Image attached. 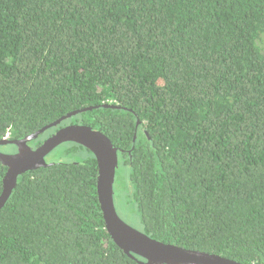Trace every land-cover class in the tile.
I'll use <instances>...</instances> for the list:
<instances>
[{
  "label": "trees",
  "instance_id": "trees-1",
  "mask_svg": "<svg viewBox=\"0 0 264 264\" xmlns=\"http://www.w3.org/2000/svg\"><path fill=\"white\" fill-rule=\"evenodd\" d=\"M83 108L44 133L74 122L111 139L115 203L139 230L264 264V0H0V140ZM72 143L86 160L19 176L0 264L146 261L109 234L96 157Z\"/></svg>",
  "mask_w": 264,
  "mask_h": 264
},
{
  "label": "water",
  "instance_id": "water-1",
  "mask_svg": "<svg viewBox=\"0 0 264 264\" xmlns=\"http://www.w3.org/2000/svg\"><path fill=\"white\" fill-rule=\"evenodd\" d=\"M88 108L75 110L57 121L48 124L21 139L0 140L1 145H15L16 152L0 151V161L8 168L0 195V209L4 207L18 178L25 172L40 166H46V156L64 142H76L91 150L97 160L99 173L97 191L106 228L115 241L126 253L132 252L146 259L141 264H243L214 252L185 248L172 243L159 241L145 232L127 223L119 214L114 197L116 170L119 165V149L100 129L86 124H69L56 130L37 148L28 143L38 139L46 130L57 126L66 117H72ZM93 109V107H89Z\"/></svg>",
  "mask_w": 264,
  "mask_h": 264
},
{
  "label": "rangeland",
  "instance_id": "rangeland-1",
  "mask_svg": "<svg viewBox=\"0 0 264 264\" xmlns=\"http://www.w3.org/2000/svg\"><path fill=\"white\" fill-rule=\"evenodd\" d=\"M70 120H66L69 122ZM50 135V132L44 133L41 138L45 139ZM31 145V144H30ZM33 147V146H31ZM17 147H12L11 145H4L0 147V151L5 153L13 152ZM89 156V152L86 149L80 148L72 142H64L52 150L47 156V163L55 162H82L86 160ZM117 210L120 216L130 225L137 229L141 228V223L139 216L137 214L131 213L129 208L125 206L124 203H119L116 201Z\"/></svg>",
  "mask_w": 264,
  "mask_h": 264
},
{
  "label": "flooded vegetation",
  "instance_id": "flooded-vegetation-1",
  "mask_svg": "<svg viewBox=\"0 0 264 264\" xmlns=\"http://www.w3.org/2000/svg\"><path fill=\"white\" fill-rule=\"evenodd\" d=\"M74 122H72V123H68V124H66V125H69V124H73ZM76 124H78V123H76ZM62 127V126H61ZM60 128V127H59ZM58 128V129H59ZM58 129H56V130H58ZM55 130V131H56ZM49 137V136H48ZM40 138V137H39ZM39 138L38 139H36V140H34V141H30L28 144L30 145V146H33V148H37L43 141H40L39 142ZM16 151H17V149H16ZM16 151H14V152H16Z\"/></svg>",
  "mask_w": 264,
  "mask_h": 264
}]
</instances>
